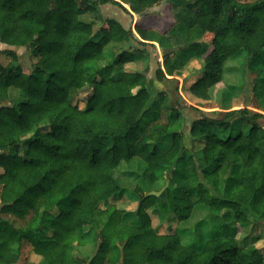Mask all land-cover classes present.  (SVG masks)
Masks as SVG:
<instances>
[{
  "label": "trees",
  "instance_id": "16d2710c",
  "mask_svg": "<svg viewBox=\"0 0 264 264\" xmlns=\"http://www.w3.org/2000/svg\"><path fill=\"white\" fill-rule=\"evenodd\" d=\"M161 1L0 0V43L11 57L0 66V213L26 223L0 217V264H15L23 242L37 264H264L253 233L264 222V114L220 105L221 118L195 119L189 137L201 164L182 144L179 108L159 123L166 94L152 98L145 73L124 67L157 43V79L182 76L198 60L201 75L188 91L210 100L226 62L242 56L264 97V0L157 8ZM106 3L140 14L133 28L109 17L94 30L81 18L98 19ZM114 45L119 50L107 52ZM20 47L37 58L31 69L20 63ZM11 89L18 94L8 103ZM44 122L46 132H37ZM165 137L171 142L162 150ZM180 159L183 176L174 186ZM115 170L133 185H120ZM124 198L139 203L134 223L116 207ZM196 205L220 228L199 246L152 226V214L181 221Z\"/></svg>",
  "mask_w": 264,
  "mask_h": 264
},
{
  "label": "rangeland",
  "instance_id": "374dc122",
  "mask_svg": "<svg viewBox=\"0 0 264 264\" xmlns=\"http://www.w3.org/2000/svg\"><path fill=\"white\" fill-rule=\"evenodd\" d=\"M169 1L181 4L188 0H162L156 5V7L162 8ZM241 1L249 2L253 0ZM123 5L130 10L127 4L123 3ZM136 15L137 14L133 12H131V14L126 13L117 5L106 3L100 6L98 19H96L95 15L90 13L83 14L81 18L85 21L93 22L95 24L94 30L98 28L100 21L109 17L117 19L126 28H133L134 23L138 19L136 18ZM143 48L145 50L144 55L138 61L126 63L124 67L126 70H142L145 73L148 82L150 83L152 98H154L158 92H164L166 94L165 104L162 106L159 123L167 121L168 111L171 107L179 108L184 118V126L182 128V144L186 148L191 150L192 147L189 137V128L191 123L202 115H206L211 118H221L224 110L220 108V105L232 106L231 109L247 107L253 111L262 112L264 114L262 111L264 108V97L258 94L259 89L257 73L256 70L248 67L250 60H246L242 56L229 59L225 64L223 79L210 90L212 98L210 100H202L194 97L188 91L190 83L201 75L200 61H191L183 70L182 76L165 77V79L158 80L155 75V70L159 66L162 67L163 51L157 43H154L153 45L148 44ZM15 49L23 67L25 69H31L37 58L30 54L29 50L25 47ZM3 50V46L0 45V66L8 65L11 62V57L7 53L3 52ZM118 50L119 45H114L109 47L107 52H116ZM17 94V90L11 89L6 102L12 103L17 98ZM82 96L83 94H79L77 97L81 99ZM259 122L264 126V118H261ZM35 130L40 133L46 132V123L44 122L39 124ZM28 136L29 134H22L21 138H26ZM170 142V138L165 137L159 142L158 146L160 149L165 150L170 146ZM191 151L194 152L198 161L203 164L201 152L196 149ZM182 163L183 160L180 159L177 166L178 171L173 180L174 186L179 183V179L183 176ZM130 168L134 169L135 164H131ZM113 176L120 185L123 184L125 187H131L133 185V180L131 178H128L126 175L122 176L116 170L113 172ZM138 204V201L132 199L130 200V198H124L122 201L117 203L116 207L125 210V222L134 223ZM207 212L208 210L205 206L196 205L189 218L181 221L172 220L167 222L161 220L156 214H152V226L159 233L176 232L184 244L199 246L210 235H215V233L220 230L215 223L206 222V220H208H205ZM0 217H5L18 227H24L26 224L25 221L16 220L13 216L8 214L0 213ZM96 219L100 226L105 222V217L101 211L96 212ZM231 227L232 225L223 226L221 229H231ZM253 233L256 236L258 235L256 240H254V246L264 248V222L257 224V228ZM88 245L89 243L79 249L83 250L87 248ZM39 260L40 257L33 253L30 244L23 242L21 244L19 260L15 264H37L39 263Z\"/></svg>",
  "mask_w": 264,
  "mask_h": 264
},
{
  "label": "water",
  "instance_id": "95a60500",
  "mask_svg": "<svg viewBox=\"0 0 264 264\" xmlns=\"http://www.w3.org/2000/svg\"><path fill=\"white\" fill-rule=\"evenodd\" d=\"M139 17H140V14H137V15H136V18H139ZM0 45L2 46V44H1V43H0Z\"/></svg>",
  "mask_w": 264,
  "mask_h": 264
},
{
  "label": "crops",
  "instance_id": "0c3cea01",
  "mask_svg": "<svg viewBox=\"0 0 264 264\" xmlns=\"http://www.w3.org/2000/svg\"><path fill=\"white\" fill-rule=\"evenodd\" d=\"M129 10V9H128Z\"/></svg>",
  "mask_w": 264,
  "mask_h": 264
}]
</instances>
